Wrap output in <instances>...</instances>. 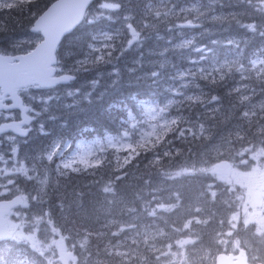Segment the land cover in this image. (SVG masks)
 I'll list each match as a JSON object with an SVG mask.
<instances>
[{
    "label": "rangeland",
    "instance_id": "1",
    "mask_svg": "<svg viewBox=\"0 0 264 264\" xmlns=\"http://www.w3.org/2000/svg\"><path fill=\"white\" fill-rule=\"evenodd\" d=\"M156 2L157 4H147L146 9L138 11V15L141 17L140 19L137 20L136 16L133 15L131 23L137 20L135 24L129 22L121 25V27L127 26V29L114 27V31L110 30L111 32L108 31V33H101L97 36L95 39L96 43L91 46V51L86 56L87 59L83 61L84 68H81V64H79L71 70L74 73H78V70L75 71L74 69L93 71L97 80H95L94 84L84 82L82 85L78 83L82 89L68 87L65 93L56 92L51 96L46 94L41 95L42 102L46 103L42 107V117L52 113V116L49 118L50 121L60 120L63 118L62 114L60 116L58 114L55 115L53 113L54 111L57 113L58 111L75 113L81 103L84 101L93 102L98 94L101 95L99 92L100 86H107L108 84L113 86L115 80L118 78V70L116 69L118 67V58L115 55L111 56V54L112 50L117 47V41L123 42L126 39L131 41L135 46L137 44L141 45V40L143 39L145 41L147 39L151 40L155 36L158 37V34L163 28L167 31L171 29L173 24L169 22L168 18L172 17L174 12L187 15V10L196 11V8L186 9L184 7L185 5L182 4H187V2L183 1L157 0ZM262 6L264 7V2ZM263 7L262 10L264 9ZM176 9L178 10L175 11ZM104 10L109 13L115 12L121 18V21H125V17L118 15L116 11ZM195 24L199 25L200 23L197 21ZM254 25L252 24L251 26ZM250 28L253 29V27ZM34 42V39H27L23 46L31 45ZM176 43L180 46L188 44L184 40H177ZM142 46L145 47V52L153 57L160 53L155 52L145 44ZM160 60L163 66L168 64L165 53L161 55ZM137 65L138 63L134 64V66ZM139 65H142L141 60ZM157 65H159L157 61L150 58V61L145 66L151 70L157 67ZM250 67L253 69L261 68L263 70L264 57L255 60ZM188 69L191 71L187 70L184 76L185 81L181 85L185 88L192 86L194 81L190 80V78L196 74L193 66H189ZM174 71L177 73L183 72V70L176 69ZM147 74L149 73L147 72L145 75ZM103 77H106L107 80L100 81L104 80ZM247 87L248 85L241 79L239 84L237 82L234 83L233 89L237 96L233 103H236L237 106H235V109H230V114L233 115V119L240 118L245 122L252 120L258 122L262 118V123L264 121V95L258 93L257 90L254 91L252 88ZM197 88L198 90L202 89L201 87ZM178 91L180 96L178 94V96L172 97L173 99L186 100L189 97L190 90L189 92ZM215 100L220 101L216 96H213L207 104V107L214 108V110L217 108L214 113L216 116H220L222 114L221 110L216 107V104L215 106L213 105L216 102ZM165 104L166 102L163 103L164 106H160L153 102L136 101L135 110H131L126 116L125 121L127 127L124 128V131L120 135L106 134L102 138H94L92 140L78 138L71 144L72 142H67L66 139H60V137H63L61 136L62 132H56L53 135V139L48 138L45 140V142L50 141L47 148L45 145L36 152H29L25 156L27 165L23 170L17 173L15 172L13 175L17 161L12 166L7 165V169H5L7 173H4L8 179L7 183L1 181L4 177L0 175V196L1 194L17 192L21 187L25 191L23 193L25 194L24 198L27 199L23 208L20 210L22 211L21 214L10 218V222L14 223L13 227L19 230L16 241L20 242V238H24L22 240L24 244L31 251L45 259L46 264H56V245L59 238H63L71 251L76 253V250H79V255H77L78 264H89L88 258L91 250L88 249L91 245L88 244L86 233L75 223H65L66 225L64 227L56 225V221L52 220L50 216L52 210L49 202L54 200L52 195L56 191L55 187H57L55 186L57 184L56 181H51L50 178L52 175L59 176L66 171L80 166L93 170L103 164L108 152L119 155L121 159L123 158L127 162L132 161L136 149L141 147L142 150L145 146L148 148L153 146L148 159L155 161L158 158V152L162 154L167 152L166 145L159 146L157 149L152 144L155 138H158L160 134L166 132V134L172 136L173 133L171 130L176 131L173 129V126L177 122L176 116L174 113L170 116V112L174 109H171ZM201 125L206 126L205 122H202ZM198 128L199 124L197 126V123H192L187 130L181 132L191 134ZM181 132H178L179 136L182 135ZM233 136L231 133L232 138ZM6 146L10 147L11 145L7 144ZM123 153H125V156L122 157ZM176 153V150H174L173 155ZM48 154L52 155L53 158L51 160L47 159ZM126 155H129V157H126ZM233 160L236 161V165L230 177L214 180V177L211 175L209 182L210 195L208 196L211 205L217 201V190H220L221 193V199H219L220 204L216 206L219 216L221 215V220L217 222V231L214 232L216 238H209L202 234L198 236V233L193 230L198 231L200 228L202 231L204 229H211L213 231L214 224L210 220L211 217L207 215H213L210 209L205 210L207 211L206 213L201 209V206L193 205L194 210H191L184 204L185 201L178 192L173 191L172 195L169 196L167 188H160V185H163L165 182H170L168 177L172 179L179 178L184 174L189 175L195 170L191 163H184V165L175 164L172 160L168 166L166 175L159 176L158 171L154 170L153 175L146 182V185H149V189H151L153 194V200L147 205L150 208L147 213L154 212L157 208H162L165 199H172L174 203L172 209L180 206L188 214L192 215L194 213L192 219L187 224L185 223L186 226L189 225L187 227V230H190L189 233L184 223L180 224L179 219L174 216L171 219L175 225L169 226V228L173 229L171 232L166 233L162 229L170 219L163 218L162 220L161 218H155L150 226H143L141 224L139 226L134 225L133 227V223L123 222L120 223L121 234L117 237L116 241L102 245V249H105L103 254L108 255L114 264H131V258L124 256V254L131 256V251L134 253L140 252L141 257H143L142 260L144 261V263H141L138 262V259L134 258L133 264H213L218 254H220L218 251L221 248H224V251L231 252L236 251L239 248L236 247L239 245L249 248V245L252 243V240H249L250 232L253 235L264 238V198L261 199L259 197L256 200L254 197L257 190H264V141L263 146L260 145L257 149L253 148L250 151L245 149L240 150L237 155H234ZM31 161H39L41 163L37 171L28 168L30 166L28 162ZM144 177H146V173H144ZM151 177H154V179ZM28 182L31 185H28ZM151 183H153L155 188L151 186ZM258 185L261 188L258 189L256 187ZM225 188L235 193L233 194V192ZM237 188L239 190L238 194H243L244 196L239 199L241 204L235 206L237 211L233 212V208L235 207L230 201L234 195L237 197ZM104 193L112 198L118 196V192L111 187H107ZM54 202L57 203L58 201L54 200ZM115 205L119 206L120 203ZM184 205L187 208L184 209ZM227 209L229 213L226 215L224 211H227ZM60 210L57 209L59 212ZM131 212L135 216L134 213L136 211L132 210ZM151 217L157 216L152 215ZM111 222L116 224L115 219H112ZM157 224L159 226L156 227ZM63 231L67 232L68 235L64 236ZM150 231H155L156 233ZM82 247L84 252L81 249ZM92 247L93 251L97 250V246L92 245ZM86 249L87 251L85 252ZM22 264H25V262L22 261Z\"/></svg>",
    "mask_w": 264,
    "mask_h": 264
},
{
    "label": "trees",
    "instance_id": "2",
    "mask_svg": "<svg viewBox=\"0 0 264 264\" xmlns=\"http://www.w3.org/2000/svg\"><path fill=\"white\" fill-rule=\"evenodd\" d=\"M55 1L19 0L20 8L18 10L15 8L11 10L6 8L3 12H0V49H7L6 45L17 37L21 38L30 35V28L35 20ZM156 1L99 0L95 5V9L90 12L86 23L65 39L59 51V56L64 58L65 61H68V63H72L77 57H83L85 55L95 34L110 30L114 31V27L119 25L120 17L114 18L113 15L98 10L103 3L120 4V2H124L128 7L131 4L136 7L134 8L136 11L132 12V14L139 16L138 11L146 9L147 4L157 3ZM193 1L201 5L203 11L216 14V23L212 24L209 32L211 34L202 42L208 52L206 57H201L203 55L197 53L195 49H184L180 51L178 59L172 57V61H169L167 65L161 68L154 67L151 70L149 68L138 70V68H130L132 65L129 62L132 63L131 60L137 57L142 63L147 64L151 56L145 52V47L142 46L139 49H135V52H122L120 57H117V65L120 69L119 81L113 86H106L105 94L101 97V100L87 105L84 104L82 106L83 112L66 119L61 125L49 126V131L54 133L56 131L67 132L76 130L78 134L80 133V136L87 138L89 136L85 131L88 130L87 127H91L97 129L99 132L102 131L104 134L107 132L119 134L126 127V116L130 110L135 109L137 99H151L160 103L173 96L175 89L182 90V79L180 76H177V73H174V68L185 63H192L193 60H196L202 67H209L213 64L222 66L224 67L222 74L225 75L217 79L213 77H209L207 80L198 79L197 82L203 87L202 93H204L206 99L205 97L203 98V95L197 97L200 90H191L188 88L190 90L189 96L193 98L194 102H197L194 103L190 100L180 99L178 109H180V113L186 114L185 110L193 107L191 115L196 121H205L213 124L214 127H218L219 130L222 129L213 118V110L205 107L209 102L207 99H211L214 95L222 97L221 103L223 106L221 108L223 115L218 118L229 121L230 109H235V106H227L230 103L227 100L231 98L230 94L227 95V89L235 81L236 75L234 74L236 71H242L248 65L249 61L247 57H249L250 53L255 52L260 45H263L258 35L252 37L248 30L244 28V25L253 19L252 15H259L256 12H252V9H248L249 7L246 6L244 0H231L233 2L232 4L230 0ZM227 7L229 8L226 9ZM169 21L172 22L174 19L171 17ZM182 25V19L180 18L178 19V23L171 29L168 31L165 29V34L174 35L177 39L183 38L184 35L187 37L188 30ZM195 32L198 34L188 38H198L196 43L199 46L204 35L203 32H198L196 29L193 30V33ZM161 34H163L162 31H160L158 37L155 36L151 40L147 39L143 41L142 45L145 44L154 51L159 49L161 53V49L165 47L167 41ZM117 45L118 47L128 46L129 43L126 44L123 41ZM257 46L258 48L254 50ZM196 55L200 57H196ZM125 56L129 58L127 59ZM144 71L149 72V74L145 75L143 73ZM247 74L251 75L249 84L259 91L264 92V75H256L253 72H248ZM221 78L225 80H221ZM221 81L226 83V85L225 83L222 84L223 88L221 85L219 87L216 86ZM221 122L223 121L221 120ZM243 124L244 122H239L241 131L239 135L233 136V138L224 140L222 143L216 145H213V137L200 139L197 138V134L192 136L189 134L179 136L178 132L173 131L172 136L170 134L164 136L162 140L171 145L169 148L170 151L177 150L178 152L172 155L171 159L164 158L163 169L165 168V163H167L168 167L172 160L175 164H189L191 163L189 159L196 162L191 163L195 169L192 173L179 177L177 178L178 180H169L170 182H165L163 185H160V188H167L169 196L172 195L173 191L178 192L185 201L184 204L191 210H194L192 207L194 205L201 206V209L204 211L210 209L213 212L212 209L215 210L216 208L212 207L214 205L216 206V204L211 205L208 196L210 195L209 182L211 179V167L194 164L206 162L213 165V163L221 160H233L235 155L233 154L234 149L240 143L244 142L243 138H246V130L242 127ZM257 124H260V122H254V126L260 128ZM199 132L201 134H207L208 129L204 126L203 130L200 126ZM247 133L251 134L252 132L247 131ZM254 135L252 133V136ZM47 139V137L45 139L43 138L44 141ZM221 145L222 147H220ZM138 151H141V149L139 148ZM142 155L141 151L137 160L126 165L123 161L118 160L116 155L107 154L106 160L99 167L89 172L72 174L68 177L61 178L59 180L58 190L52 195V198L59 201V204L53 203L54 200L51 201L52 208L57 210L61 207L60 211L63 212V215H60V219H56L62 222L58 224L62 225L68 222L77 223L81 229L88 232L89 237L93 235L97 236V246L105 242L115 241L111 226L114 227L123 222L133 223V227L134 225L139 226L141 224L143 226H150L157 217H151L150 213H147L150 209L147 205L151 202L153 194L151 189H149V185H146V182L149 181L154 170L159 171L160 165L152 164L151 160H143ZM144 173H146V177H144ZM151 178L154 179V177ZM151 186L155 188L153 183H151ZM107 187H111L118 192V198L121 200L119 208H113L109 198L102 190ZM146 194L149 199L143 200ZM138 199L139 201H143L139 202ZM171 204V201L170 203L168 202V206ZM187 206L184 205V209ZM132 210L136 211L134 213L135 216L128 214ZM219 211L222 212L221 210ZM205 212L207 213V211ZM176 214L172 216L177 217L179 222L185 225V223H188L192 219L194 213L190 215L180 207V210ZM207 215L211 217L210 220L213 222V215ZM157 216L163 220L164 214L159 212ZM172 216H169V218ZM112 219H115L117 223H112ZM169 222L173 224L172 221ZM200 233L209 238L213 236L211 229H204ZM14 256L15 252L8 253L0 245V264H2L5 258L15 259Z\"/></svg>",
    "mask_w": 264,
    "mask_h": 264
},
{
    "label": "water",
    "instance_id": "3",
    "mask_svg": "<svg viewBox=\"0 0 264 264\" xmlns=\"http://www.w3.org/2000/svg\"><path fill=\"white\" fill-rule=\"evenodd\" d=\"M95 0H60L37 21L34 32H42L45 42L32 56L21 60L19 65H8L1 59L13 61L11 58L0 56V89L5 95H12L16 105L13 109L20 108V100L17 97L19 88L27 87L34 83L49 85L54 71L51 66L55 62V52L63 38L71 34L82 22L86 11ZM2 108V104L0 109ZM13 131L10 128L3 129L0 134ZM218 174H228L230 166L227 163L217 165ZM22 201L16 199L11 203H0V241L4 239L6 225L2 220L11 209L20 206ZM218 264H235L232 259L221 256ZM236 264H246L241 261Z\"/></svg>",
    "mask_w": 264,
    "mask_h": 264
},
{
    "label": "bare ground",
    "instance_id": "4",
    "mask_svg": "<svg viewBox=\"0 0 264 264\" xmlns=\"http://www.w3.org/2000/svg\"><path fill=\"white\" fill-rule=\"evenodd\" d=\"M130 7H131V8H136V7H134V6L131 5V4H130ZM228 8H229V7H227L226 9H228ZM226 9H225V10H226ZM176 16H177L178 19H180V18L182 19V24H183L182 26H184V27L187 28V30H188V36L186 37V36L184 35L183 38H178V40H184V41H187V40H190V38H188V37H192V36L198 34V33H196V32L193 33V30H195V28H194V26H193V21H192V19H191L189 16H187V15H185V14H177ZM161 31H162L164 34H165V32H166L165 29H163V30H161ZM259 37H260L261 40L263 41V35L260 34ZM6 46H8V44H7ZM11 46L15 47L16 45L14 44V45H11ZM261 57H264V44H263V45H260V47H259L255 52L250 53L249 57H247V60H248L250 63H254L255 60H257V59H261ZM1 60H3L4 62H6V63H7L8 65H10V66L13 64L12 61H9V60H7V59H1ZM263 68H264V67H263ZM260 69H261V68H260ZM74 70H76V69H74ZM72 73H74V72H72ZM78 74H81V75H83L84 77H86V78L89 80V82L92 83V84H94L95 80H97V77L94 76L93 71H88L87 69H78ZM103 79H104V80H107L106 77H103ZM99 92H100V94H101L102 96L105 94L102 90H100V88H99ZM10 97L13 99V96H12V95H10ZM179 100H180V99L175 100V99H173L172 97H169V98L167 99V101H166V104H167L171 109H176V108H178ZM213 118H214L215 122L219 125V127L222 128V129L224 130V132H225V133L220 137L221 142H219L218 144L222 143L223 140H229L230 138H232V137H231V133H232V135H234V136H237V135H239V134L241 133L239 123H237V122H232V123L228 124L227 127H226V125H225L223 122H221L220 118H218V117H216V116H214ZM217 124H216V125H217ZM242 127H244L245 130H246V138H243L244 140H248V139H249V137H248V135H247V131H248V132H252V133H254V134L257 135V136L264 137V130L261 129V128H258V127H256V126L251 125V124H248V123H244ZM201 128H203V130H204V125H201ZM87 129H88L89 131L86 130L85 133H86L89 137H91V138H100V137H104V133L99 132L97 129H94V128H91V127H87ZM205 133H206V130H205ZM53 135H54V133H52V132H50V131H46V132H44V134H43L42 136H40V137H41V138H44V137H50V136H53ZM61 136L70 137V138H79V137H81V136H80V133L78 134V131H76V130H75V131L72 130V131L62 132V133H61ZM221 146H222V145H221ZM225 151H226V150H225ZM189 161H190L191 163L196 162V161L193 162V161H191L190 159H189ZM200 163H201V164H194V165L208 166V167H211V168L213 167V171H216V170H217V166L214 165V164L211 165V164H208V163H206V162H200ZM28 168H30V169H32V170L34 169V170L37 171V168L34 167V166H32V165L28 166ZM215 220H216V218L213 216V222H214Z\"/></svg>",
    "mask_w": 264,
    "mask_h": 264
},
{
    "label": "snow or ice",
    "instance_id": "5",
    "mask_svg": "<svg viewBox=\"0 0 264 264\" xmlns=\"http://www.w3.org/2000/svg\"><path fill=\"white\" fill-rule=\"evenodd\" d=\"M102 7L104 9H108V10H116L118 8V5L113 4V3H103ZM6 8L9 10H11L13 8L18 10L20 8L19 0H15V2H14V0H0V12H3ZM250 27L254 28V26H250ZM80 64L83 65L84 62L81 61ZM77 70L78 69H76L75 71H77ZM70 72H73V71L70 70ZM61 78L63 80H71L73 77L71 75H68V76H62ZM52 82H54V81H52ZM11 94L13 96V93H11ZM7 128H10L15 132L20 133L21 135H27V132L25 130H23L19 124H8ZM0 131H3V129H0ZM41 131L43 132L42 126H41ZM52 158H53L52 155L48 154L47 159L51 160Z\"/></svg>",
    "mask_w": 264,
    "mask_h": 264
},
{
    "label": "flooded vegetation",
    "instance_id": "6",
    "mask_svg": "<svg viewBox=\"0 0 264 264\" xmlns=\"http://www.w3.org/2000/svg\"><path fill=\"white\" fill-rule=\"evenodd\" d=\"M31 131H32V127H31ZM257 197H258V198L261 197V194H259Z\"/></svg>",
    "mask_w": 264,
    "mask_h": 264
}]
</instances>
